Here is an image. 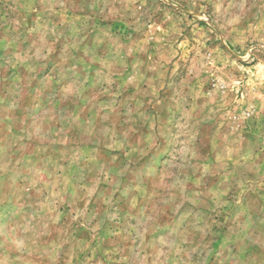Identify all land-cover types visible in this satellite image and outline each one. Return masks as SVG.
<instances>
[{
    "label": "rangeland",
    "instance_id": "obj_1",
    "mask_svg": "<svg viewBox=\"0 0 264 264\" xmlns=\"http://www.w3.org/2000/svg\"><path fill=\"white\" fill-rule=\"evenodd\" d=\"M0 264H264V0H0Z\"/></svg>",
    "mask_w": 264,
    "mask_h": 264
}]
</instances>
